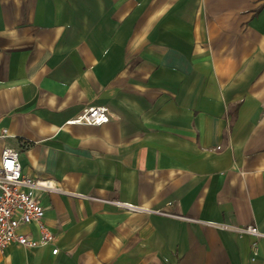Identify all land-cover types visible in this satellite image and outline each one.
<instances>
[{
    "label": "crops",
    "instance_id": "obj_1",
    "mask_svg": "<svg viewBox=\"0 0 264 264\" xmlns=\"http://www.w3.org/2000/svg\"><path fill=\"white\" fill-rule=\"evenodd\" d=\"M93 106L110 122L66 124ZM5 130L60 192L32 191L53 243L0 264H264L213 226L264 233V0H0Z\"/></svg>",
    "mask_w": 264,
    "mask_h": 264
},
{
    "label": "built area",
    "instance_id": "obj_2",
    "mask_svg": "<svg viewBox=\"0 0 264 264\" xmlns=\"http://www.w3.org/2000/svg\"><path fill=\"white\" fill-rule=\"evenodd\" d=\"M111 114L107 107L93 106L85 109L75 119L68 121L67 125L102 126L109 123ZM7 137V131H3L0 139ZM33 190L60 192L43 182L33 181L22 174V166L19 161V153L11 148H5L0 157V252L16 244L24 248L46 247L53 243L54 234L44 223L45 210L39 200L33 194ZM132 212L145 211L141 207L117 203ZM162 216L176 217L162 210L149 211ZM36 223L41 237L34 239L31 235L20 232L21 227ZM220 230L233 231L239 235H251L264 238L256 226L238 227L224 223L214 224ZM254 252L256 245H253ZM58 249L53 250L57 254Z\"/></svg>",
    "mask_w": 264,
    "mask_h": 264
}]
</instances>
